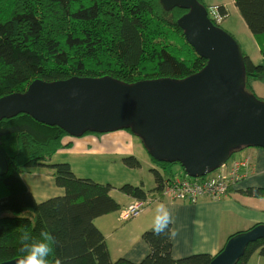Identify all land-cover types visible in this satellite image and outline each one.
Listing matches in <instances>:
<instances>
[{
	"label": "trees",
	"instance_id": "trees-1",
	"mask_svg": "<svg viewBox=\"0 0 264 264\" xmlns=\"http://www.w3.org/2000/svg\"><path fill=\"white\" fill-rule=\"evenodd\" d=\"M199 1L210 8L204 0ZM47 2L48 5L41 4L40 7L38 1L27 0L21 9L15 7L0 19V68L3 70L0 71V96L4 92L20 89L9 86L8 91H4L3 83L6 80H14V84L23 86L29 85L32 81L30 73L38 74L47 81L71 76H112L117 80L133 83L164 77L181 79L200 71L207 63V59L200 56L187 41L185 32L179 25L181 16L188 11L186 9H168L161 0ZM112 5L115 11H109L116 16V23L113 28L106 30L113 34L95 35L96 32L88 25L100 21L102 10L106 7L109 9ZM235 5L251 33L259 40L264 58V0H235ZM218 6L222 19L220 22L212 20L223 27L222 22L229 16V10L225 4ZM49 11H52L54 19L62 18L74 24L63 33L54 32L45 36L44 52H40L37 46H41L40 41L46 27L45 14ZM151 17L155 20L154 24L150 21ZM171 28L179 32L178 36H169ZM152 32L155 33V38H152ZM179 37L195 56L187 66L185 58L174 52L175 46L182 48V43L169 44L170 41H180ZM99 47L110 49L108 63L111 68L103 73H94L88 70L84 58L77 56L76 52L82 49L93 52ZM243 53L245 89L264 101L252 83L256 79L264 81V59L262 63H255L244 49ZM150 56L155 58V72L158 75L152 78L135 75V71L140 70L143 62ZM19 115L0 120V150L6 155L9 164L8 172L0 176V263L19 255L20 235L23 231L39 238L42 230L49 231L56 240L52 245L50 264H55L57 258L61 260V264H209L215 257L210 253H196L176 259L173 256L172 237L167 232L155 235L153 230H146L142 236L149 244L150 251L143 260L133 262L124 257L113 260L106 237L94 220L98 216L121 209V203L111 193L114 185L78 176L69 162L48 163L60 148L70 145L62 142V138L68 133L57 125H48L36 119L33 123L12 122ZM126 130L143 143L130 128ZM88 133L94 132L85 134ZM150 158V170L156 184L152 190H145L142 184L131 182L119 187L123 193L135 198V202H142L144 205L154 200L153 195L162 196L166 185L172 180L191 178L179 162L160 160L154 156ZM122 161L132 169L142 166L141 160L134 154L124 156ZM39 165L55 167V182L63 188L62 194L38 200L26 187L22 171ZM231 188L232 185L227 191L230 192ZM244 192L264 197V188L261 187ZM169 228L172 230L171 225ZM257 254L264 259V237L251 242L237 264H248Z\"/></svg>",
	"mask_w": 264,
	"mask_h": 264
},
{
	"label": "water",
	"instance_id": "water-1",
	"mask_svg": "<svg viewBox=\"0 0 264 264\" xmlns=\"http://www.w3.org/2000/svg\"><path fill=\"white\" fill-rule=\"evenodd\" d=\"M188 10L179 25L207 59L184 78L126 83L112 76L35 79L28 89L0 97V120L25 112L72 136L130 128L157 159L179 162L197 178L227 164L246 147L264 148V101L246 91L243 48L218 26L199 0H161ZM9 170L0 150V176ZM264 237V224L232 236L209 264H237L249 244ZM15 258L0 264H15Z\"/></svg>",
	"mask_w": 264,
	"mask_h": 264
},
{
	"label": "crops",
	"instance_id": "crops-1",
	"mask_svg": "<svg viewBox=\"0 0 264 264\" xmlns=\"http://www.w3.org/2000/svg\"><path fill=\"white\" fill-rule=\"evenodd\" d=\"M233 1L235 3V0ZM218 4H225L229 10V16L236 11L240 13L237 7L234 10L226 3L219 2ZM251 58L253 59V56ZM263 59L262 56L259 62L262 63ZM253 85L257 89V80H254ZM113 133L118 135L115 140L111 138ZM62 142L70 143V145L60 148L48 163L69 162L78 176L90 177L96 181L114 185L111 193L121 203V209L98 216L94 220L106 237L113 260L124 257L133 262H140L146 257L150 246L142 235L144 231L152 230L155 207L161 202L172 214L173 222L170 225L175 235L171 237L173 256L176 259L196 253H210L216 256L224 248L231 235L246 231L254 225L264 224V197L244 192L251 188H264V148L262 147H246L241 149L243 152L238 150L241 151L238 157L236 156L234 160L220 168L229 171L235 161H250L249 166L243 167L241 174L235 177L231 191L227 195L220 198L204 195L196 202H192L186 198H171L164 192L162 196L153 195L154 200L145 205L137 216L126 220L123 219L122 214L128 206L134 204L136 199L119 192L121 191L119 187L125 183L134 182L132 169L122 161L124 156L136 154L138 150L134 135L126 129H119L102 134L88 133L82 136L68 134L62 138ZM140 152L143 153L141 150ZM93 155L98 156L99 159L91 162L90 157ZM147 157L144 158L147 159L151 169V158ZM95 166H101L102 169L107 170H99ZM141 167H143V162ZM54 173L55 167L39 165L26 168L21 174L26 187L38 200H43L63 193V188L55 182ZM48 174L52 179V188L48 190L36 189L29 183L30 179L26 178L27 175L49 177ZM135 181L134 184H142L145 190H152L156 186L154 180L150 187H146L144 177H140V174ZM254 257V264L264 262L260 254Z\"/></svg>",
	"mask_w": 264,
	"mask_h": 264
},
{
	"label": "rangeland",
	"instance_id": "rangeland-1",
	"mask_svg": "<svg viewBox=\"0 0 264 264\" xmlns=\"http://www.w3.org/2000/svg\"><path fill=\"white\" fill-rule=\"evenodd\" d=\"M26 1L27 0H0V19H2L5 16H7L8 12H11L13 9H15V7H17V9H21ZM36 1H38L40 3V7L48 5L47 0H36ZM204 1L206 2L207 5H209L211 7H214L219 2L220 3H226L228 6L229 5L231 6V9L236 10V5H235L233 0H204ZM41 4H42V6H41ZM109 10H111V11L114 10L115 11V7L113 6V7H110L109 9H107V7H106V9L102 10V17H101L100 21H98L97 23H91V24L88 25L89 27H91V29L93 31L96 32L95 35L98 36V35H112L113 34V33H111V32L106 30L107 28L108 29L109 28H113L114 24L116 23V16L114 14H111ZM45 20H46V24H45L46 27L44 29L43 38L40 41L41 46L40 45L37 46V50L40 51V52H44L43 44L46 41L45 36H48L49 34L52 35L54 32H55V34H57L58 32H62L63 33L65 31V29H68L70 27V25L72 27L73 24H74L70 20H62V18H59V19L55 18L54 19L52 11H49L47 14H45ZM150 21H151L152 24H154V22H155L153 17L150 18ZM78 25H80V24H78ZM222 25H223V27L225 29H227L230 33H232L236 37V39L240 42L242 48L246 52H248L251 56H253V61L255 63H261L259 61L262 60L263 54H262L261 48L259 46V40L257 39V37H255L250 32L246 22L241 17L240 13H238L237 11H236V13L234 12L233 14L228 16L222 22ZM152 31H153V28H152ZM152 33H154V32H152ZM178 33L179 32L176 29H172L171 28L169 36L175 37L176 35L178 36ZM155 37H156V35L154 33L152 38H155ZM179 39H180V41H170L171 38H169L168 40L170 41V43H169L170 45L179 44L180 42L182 43V48L181 49H179L176 46L174 47L175 48L174 52L177 55H179L180 57L185 58L184 61H185V65L187 66L188 64L191 63V61L194 59L195 56H194V53L190 51V48L187 47L182 42V39L180 37H179ZM107 48L108 47H99L98 49H96L93 52H89L86 49H82V51L79 50L76 53H77V56L79 55L82 58H84V61H85L86 66L88 67V70H90L91 72H94V73H97V72L98 73H103V72L108 71L111 68L110 63H108V61L110 59L109 54H108V50L110 51V49L109 48L107 49ZM44 57H45V55L43 56V58ZM196 65H197V63L194 64V66H196ZM184 69H186V67H184ZM155 70H156L155 58L150 56L149 58L147 57L146 61L143 62V65L140 68V70L137 69L135 71V75L141 76V78H146V77L147 78H152V77L158 75L157 72H155ZM0 71L2 72L3 70L0 68ZM30 75H32V81H34L35 79H38V78L42 79L38 74L35 75V74H31L30 73ZM256 80L258 82V85H257L258 87L255 90H256L257 94L260 97L264 98V81H262L261 79H256ZM13 82H14V80H6L3 83V90L4 91H8L9 86L14 87V89H16V88H20V89L16 90V91H12V92H7V93L4 92V94L2 96L8 95V94H12V93H16V92L23 93V92H25L28 89V87L30 85V84L29 85L26 84L25 86H23V85H19L18 83L14 84ZM253 87H254V85H253ZM2 96H0V97H2ZM19 114L20 115L17 116V118L13 119L12 122H14L16 124L25 123V122L26 123L27 122L28 123H33V121L35 120V118L33 116L30 117L29 116L30 114H28V113L22 112V113H19ZM95 133H99L100 134L101 132H95ZM103 133H105V132H103ZM112 136L113 137H111V138H114V140H115L118 135L116 133H113ZM134 138H135V142H136L135 144L137 145L136 148H138V150L136 151V154H134V155L138 156L140 160L143 159L142 160L143 167L133 168V169L130 168V169H132V175H133V178H134V182L133 183L136 182L135 179L137 178L138 174H140V177H144V180L146 182L145 186L146 187H150V185L154 182V179H153L154 176H153L152 171L150 170V164L147 163V159L144 158V157H147V156L151 157L152 155L150 153H147V150H146L144 144L139 140V138L137 136L134 135ZM112 142H114V141H112ZM247 148H251V147H247ZM140 150L143 152L142 154H141ZM245 150H246V153H247V149H245ZM241 151L235 152L232 155V157L228 160V162L234 160L236 156L238 157V154ZM90 159H91V162H94L97 159H99V157L96 156V155H93V156L90 157ZM228 162H227V164H228ZM247 163L250 164V161H247ZM95 167L97 169H99V170L102 169L101 166H95ZM175 168H179V167H175ZM102 170L106 171L107 169L103 168ZM220 171H225V169H219L218 168L217 170L212 171V172H210L208 174L213 175V174H217ZM208 174H206V175H208ZM48 176L49 177L27 175L26 178L30 179L29 183H31V185H33V187H36V189L48 190V189L52 188L51 175L48 174ZM205 176H201V178H203ZM137 183L139 184L141 182H137ZM35 185H38V186H35ZM119 192L124 194L122 191H119ZM144 206L145 205H143V203H141L139 205L140 210ZM128 207H131V206H128ZM128 207H127V209H128ZM127 209H125V211ZM138 214H135L133 217L137 216ZM122 217H123V214H122ZM254 263H255V257H253L248 264H254Z\"/></svg>",
	"mask_w": 264,
	"mask_h": 264
},
{
	"label": "built area",
	"instance_id": "built-area-1",
	"mask_svg": "<svg viewBox=\"0 0 264 264\" xmlns=\"http://www.w3.org/2000/svg\"><path fill=\"white\" fill-rule=\"evenodd\" d=\"M211 7V6H210ZM219 6L209 8V15L212 19H216L218 22L222 19L220 15ZM245 161H235L231 170L220 171L217 174L206 175L205 177H191L189 179L176 178L171 183L166 185L164 192L174 199H189L192 202H196L200 197L204 195L211 196L212 198H220L228 193V188L233 184L236 176L241 174L243 167L249 166ZM226 166V164L224 165ZM222 168V166L220 167ZM219 168V169H220ZM244 175V174H242ZM142 202H135L130 205L128 209L123 213L124 219H129L140 211L139 205ZM144 205V204H143Z\"/></svg>",
	"mask_w": 264,
	"mask_h": 264
},
{
	"label": "clouds",
	"instance_id": "clouds-1",
	"mask_svg": "<svg viewBox=\"0 0 264 264\" xmlns=\"http://www.w3.org/2000/svg\"><path fill=\"white\" fill-rule=\"evenodd\" d=\"M172 222L173 218L170 210L164 203H158L152 220L154 234L161 235L167 232L170 236H174L175 232L169 228ZM20 243L21 248L15 259V264H50L49 257L53 253L52 245L56 243V240L49 231L42 230L39 238L23 231L20 235ZM55 264H61V260L57 258Z\"/></svg>",
	"mask_w": 264,
	"mask_h": 264
}]
</instances>
